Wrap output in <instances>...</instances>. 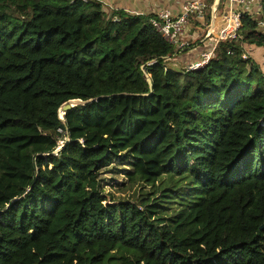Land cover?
I'll use <instances>...</instances> for the list:
<instances>
[{
  "label": "trees",
  "instance_id": "trees-1",
  "mask_svg": "<svg viewBox=\"0 0 264 264\" xmlns=\"http://www.w3.org/2000/svg\"><path fill=\"white\" fill-rule=\"evenodd\" d=\"M152 18L0 0V264H264L260 22L184 72ZM123 155L131 183L168 179L159 203H106Z\"/></svg>",
  "mask_w": 264,
  "mask_h": 264
},
{
  "label": "built area",
  "instance_id": "built-area-1",
  "mask_svg": "<svg viewBox=\"0 0 264 264\" xmlns=\"http://www.w3.org/2000/svg\"><path fill=\"white\" fill-rule=\"evenodd\" d=\"M89 1L82 0L83 3ZM210 1L214 6L216 0ZM261 2L262 0H218L214 10V26L208 37L210 13L213 10V6L209 5V0H185L178 13H173L168 9L159 10L153 14L150 23L162 39L171 46L173 54L193 49L189 40H194V28L204 30L201 40L207 43L205 50L198 53L193 62L182 68L184 72H194L208 65L220 42L236 44L239 41L242 16L247 15L253 20H259L263 10ZM112 20L116 22L117 18L113 17ZM259 22V27L264 30V21L259 20ZM230 54L229 52L228 55ZM242 57L244 58V55ZM172 58L165 59V62H172Z\"/></svg>",
  "mask_w": 264,
  "mask_h": 264
},
{
  "label": "rangeland",
  "instance_id": "rangeland-1",
  "mask_svg": "<svg viewBox=\"0 0 264 264\" xmlns=\"http://www.w3.org/2000/svg\"><path fill=\"white\" fill-rule=\"evenodd\" d=\"M209 5L213 6L212 1L210 0ZM208 16L209 14L207 13V17ZM259 20L262 22L264 21V10H262V15L260 16ZM194 30V40H189L192 46L204 36V30L198 27H195ZM259 31L264 34V30L261 27H259ZM197 34L198 37H196ZM248 58L253 60V62L261 69L260 71L264 76V49H258L252 54H244L243 59L247 60ZM182 68V66H179L175 69L182 70ZM61 144L62 143L59 145ZM124 157L125 156L123 155L122 158L112 160L107 166L103 167L98 172L99 188L107 198L106 203H108L109 200H112L115 202L129 201L138 204L141 198L148 199L153 204L159 203L162 200V198H160V191L169 183L168 179L166 177L161 178L155 187L144 186L140 183H131L128 179V176L132 172L131 168L129 167L131 158L125 160ZM146 195H149V197ZM169 206L170 205H166V207ZM168 213L170 214L171 212Z\"/></svg>",
  "mask_w": 264,
  "mask_h": 264
},
{
  "label": "crops",
  "instance_id": "crops-1",
  "mask_svg": "<svg viewBox=\"0 0 264 264\" xmlns=\"http://www.w3.org/2000/svg\"><path fill=\"white\" fill-rule=\"evenodd\" d=\"M103 6V11L106 14H113L122 11L133 16H150L162 9L171 10L173 13H178L185 0H97ZM207 45L205 40L199 39L193 45V49L178 53L172 58L171 65L173 68L185 66L194 61L195 56L205 50ZM185 54V55H180ZM188 55V56H187Z\"/></svg>",
  "mask_w": 264,
  "mask_h": 264
},
{
  "label": "water",
  "instance_id": "water-1",
  "mask_svg": "<svg viewBox=\"0 0 264 264\" xmlns=\"http://www.w3.org/2000/svg\"><path fill=\"white\" fill-rule=\"evenodd\" d=\"M218 0H216V3L214 4L213 6V10L211 11L210 13V23H209V29H208V32H207V37L210 35L212 29H213V26H214V10L216 8V4H217ZM146 82L148 84V87H149V94H151L152 92V82H151V79L149 77L146 78ZM94 100H85V101H82V100H79V99H75V100H70L66 103H64L59 109H58V115H59V119L61 121H63L62 119V115H64L66 112H69L71 111L72 109L74 108H77V107H83V106H87V105H90ZM61 129L64 130V127L61 126ZM62 147H60L56 152L60 151ZM264 229V224L260 227V230H263Z\"/></svg>",
  "mask_w": 264,
  "mask_h": 264
}]
</instances>
